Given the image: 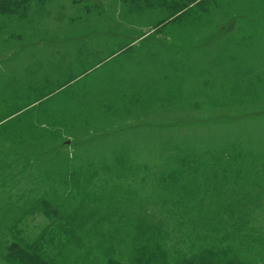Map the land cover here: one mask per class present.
Returning a JSON list of instances; mask_svg holds the SVG:
<instances>
[{
  "label": "rangeland",
  "instance_id": "1",
  "mask_svg": "<svg viewBox=\"0 0 264 264\" xmlns=\"http://www.w3.org/2000/svg\"><path fill=\"white\" fill-rule=\"evenodd\" d=\"M144 236L264 264V0L0 13V264H132Z\"/></svg>",
  "mask_w": 264,
  "mask_h": 264
},
{
  "label": "trees",
  "instance_id": "2",
  "mask_svg": "<svg viewBox=\"0 0 264 264\" xmlns=\"http://www.w3.org/2000/svg\"><path fill=\"white\" fill-rule=\"evenodd\" d=\"M43 1V0H0V13H13L20 9L26 8L29 3ZM56 214L54 209L50 208L45 215L50 216ZM44 242L36 240L28 246H20L17 243L9 245L8 251L4 254V259L17 264H56L54 259L50 255H46L43 251ZM156 242L148 243L146 236L143 237V241L140 245L142 247L137 251L135 258L132 260V264H166V253L156 248ZM19 247V248H17ZM206 254H194L189 260H186L183 264H216L213 261L217 256L214 249H207ZM107 264H119L109 260Z\"/></svg>",
  "mask_w": 264,
  "mask_h": 264
}]
</instances>
